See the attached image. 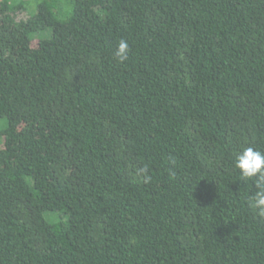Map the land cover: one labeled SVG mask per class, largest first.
Returning <instances> with one entry per match:
<instances>
[{
	"label": "trees",
	"instance_id": "1",
	"mask_svg": "<svg viewBox=\"0 0 264 264\" xmlns=\"http://www.w3.org/2000/svg\"><path fill=\"white\" fill-rule=\"evenodd\" d=\"M247 147L264 0H0V264H264Z\"/></svg>",
	"mask_w": 264,
	"mask_h": 264
},
{
	"label": "clouds",
	"instance_id": "2",
	"mask_svg": "<svg viewBox=\"0 0 264 264\" xmlns=\"http://www.w3.org/2000/svg\"><path fill=\"white\" fill-rule=\"evenodd\" d=\"M130 46L125 39L118 42L115 53L116 59L124 62L128 59ZM235 167L240 170L245 178L260 177L264 179V152L253 147L245 148L235 159ZM253 207L264 215V191H259L254 197Z\"/></svg>",
	"mask_w": 264,
	"mask_h": 264
},
{
	"label": "rangeland",
	"instance_id": "3",
	"mask_svg": "<svg viewBox=\"0 0 264 264\" xmlns=\"http://www.w3.org/2000/svg\"><path fill=\"white\" fill-rule=\"evenodd\" d=\"M26 1H28V0H26ZM29 1H31V0H29ZM30 17V13H29V11H20V12H18L17 13V18L19 19V20H26V19H28ZM49 214V213H48ZM48 214H46V217L48 216V218L51 220V221H57L58 220V215H55V214H52V213H50L49 215Z\"/></svg>",
	"mask_w": 264,
	"mask_h": 264
}]
</instances>
